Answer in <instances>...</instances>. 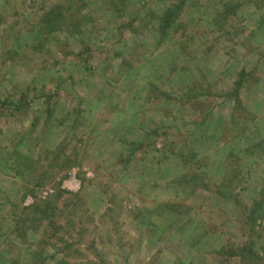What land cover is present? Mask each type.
<instances>
[{"label": "rangeland", "instance_id": "374dc122", "mask_svg": "<svg viewBox=\"0 0 264 264\" xmlns=\"http://www.w3.org/2000/svg\"><path fill=\"white\" fill-rule=\"evenodd\" d=\"M172 2L0 0V264H264V0Z\"/></svg>", "mask_w": 264, "mask_h": 264}, {"label": "trees", "instance_id": "16d2710c", "mask_svg": "<svg viewBox=\"0 0 264 264\" xmlns=\"http://www.w3.org/2000/svg\"><path fill=\"white\" fill-rule=\"evenodd\" d=\"M175 1L176 2H172V5H171V7H169V9H167L165 12H163L162 16H159L157 18L159 25L156 27L155 30H156V33L162 37H164L167 34V32H169V33L170 32H176L177 29H179V30L181 29L180 26H181L182 21H183L182 17L185 16V14H184V11H182L181 4H179V2L181 0H175ZM50 15H51V12H50ZM180 16H182V17L180 18ZM55 19H56V16H54L53 18L51 17L49 20L47 18L43 25H45V26L47 25L50 28L55 27L54 26V24H55L54 20ZM192 38L191 39L194 40V37H192ZM183 44H184L183 39H181L179 42V47L182 46ZM191 87H192V83H191ZM22 97L24 98V95H22ZM48 100H50V98ZM131 148H133V147H131ZM23 197L24 196H22V198ZM243 250H244V248H243ZM37 259H38V256L36 257L35 262L37 261ZM89 264H95V263H89Z\"/></svg>", "mask_w": 264, "mask_h": 264}]
</instances>
